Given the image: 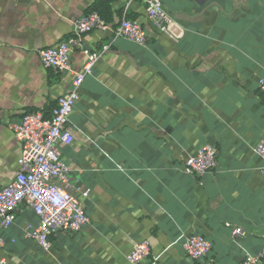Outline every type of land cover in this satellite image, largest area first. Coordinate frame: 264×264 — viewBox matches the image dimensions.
Listing matches in <instances>:
<instances>
[{
	"label": "crops",
	"instance_id": "1",
	"mask_svg": "<svg viewBox=\"0 0 264 264\" xmlns=\"http://www.w3.org/2000/svg\"><path fill=\"white\" fill-rule=\"evenodd\" d=\"M95 0H0V186L19 169L12 130L24 111L47 115L70 76L42 65L39 50L71 36L74 19ZM173 15L176 43L152 30L140 46L113 30L143 17L144 0H113L109 29L81 45L104 51L79 89L70 114L74 140L59 148L68 184L89 223L51 238L47 252L24 233L38 219L22 205L0 229V258L13 264H129L124 252L149 242L153 264H239L261 253L264 179L254 145L264 134V0H160ZM74 69L85 56L70 52ZM216 148L201 177L181 171L203 145ZM243 236L234 237L230 227ZM210 243L207 258L185 257V235Z\"/></svg>",
	"mask_w": 264,
	"mask_h": 264
},
{
	"label": "built area",
	"instance_id": "2",
	"mask_svg": "<svg viewBox=\"0 0 264 264\" xmlns=\"http://www.w3.org/2000/svg\"><path fill=\"white\" fill-rule=\"evenodd\" d=\"M43 1V0H31ZM143 17H123L113 30L115 37H123L137 45L144 46L151 35L146 29L150 25L153 31L176 43L178 38L170 30L174 22L173 15L160 0H144ZM96 29L107 30L105 23L95 11L84 13L74 19L72 33L67 39L53 46L39 50L42 65L58 73L70 76V87L56 97L54 106L45 115L42 111H24L19 122L12 124L16 140L20 144L19 169L14 178L0 186V229L9 227L17 209L24 205L32 210L38 219L35 227L26 228L24 235L31 239L44 252L51 247V238L63 232L81 231L89 218L78 198L88 197L86 189H73L68 184V167L59 148L70 145L74 140L70 114L79 99V89L84 78L92 70L104 51L84 48L81 45L84 35ZM78 49L85 61L80 69H74L70 61V52ZM257 90L264 99V78L257 79ZM254 153L261 161L259 171L264 179V134L254 145ZM217 152L212 145L201 146L196 154L185 158L181 171L192 177H201L212 170L216 164ZM230 227L234 237L243 236L242 227ZM4 240L0 236V247ZM182 248L185 257L192 261L207 258L211 243L201 234L185 235ZM129 264H153L148 240L137 239L124 252ZM262 254L246 253L239 264H260ZM0 264H13L6 256L0 258ZM207 264H211L209 260Z\"/></svg>",
	"mask_w": 264,
	"mask_h": 264
},
{
	"label": "trees",
	"instance_id": "3",
	"mask_svg": "<svg viewBox=\"0 0 264 264\" xmlns=\"http://www.w3.org/2000/svg\"><path fill=\"white\" fill-rule=\"evenodd\" d=\"M112 1L113 0H95L86 12L95 11L105 23H109L112 21V13L110 9Z\"/></svg>",
	"mask_w": 264,
	"mask_h": 264
}]
</instances>
